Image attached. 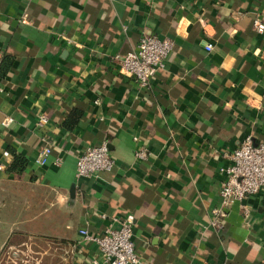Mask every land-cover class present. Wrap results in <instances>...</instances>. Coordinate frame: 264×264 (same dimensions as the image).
<instances>
[{"label":"crops","instance_id":"crops-1","mask_svg":"<svg viewBox=\"0 0 264 264\" xmlns=\"http://www.w3.org/2000/svg\"><path fill=\"white\" fill-rule=\"evenodd\" d=\"M256 19L264 0H0V69L13 62L0 73V264H95L99 247L79 231L102 235L116 215L133 216L151 264H264V189L212 225L229 154L247 136L264 142ZM147 33L174 48L141 89L116 56ZM103 142L114 169L78 180V156ZM48 145V164H36Z\"/></svg>","mask_w":264,"mask_h":264},{"label":"built area","instance_id":"built-area-1","mask_svg":"<svg viewBox=\"0 0 264 264\" xmlns=\"http://www.w3.org/2000/svg\"><path fill=\"white\" fill-rule=\"evenodd\" d=\"M262 26L264 22L260 19L254 21V27L260 33H264ZM66 39L73 43L69 38ZM173 48L172 39L147 33L141 37L135 50L116 56V60L122 75L133 78L141 89H149L152 78L166 67ZM212 48V44L207 46L208 50ZM49 121L46 114H41L37 125L44 127ZM12 122L13 118L8 117L4 124L9 125ZM150 153L148 148L139 146L135 151V157L140 161L147 160ZM51 154L52 148L48 145L36 158L35 163L47 165ZM228 157L231 163L220 170L225 176L220 189L221 205L214 209L212 216V225L218 229L223 228L228 210L235 202L257 195L264 189V142L256 143L252 136H247ZM55 163L60 166L62 160L57 158ZM115 163L109 142L88 146L77 158L76 178L80 180L84 177L97 176L102 172H110L114 169ZM2 168L3 164L0 163V169ZM243 212L249 217L251 211L249 207L243 205ZM103 217L108 218L106 214ZM134 225L133 216L116 215L112 217L111 224L102 235H95L88 228L80 229L79 233L84 241L98 245L102 259L94 260L95 264H151L143 261L136 250Z\"/></svg>","mask_w":264,"mask_h":264},{"label":"trees","instance_id":"trees-1","mask_svg":"<svg viewBox=\"0 0 264 264\" xmlns=\"http://www.w3.org/2000/svg\"><path fill=\"white\" fill-rule=\"evenodd\" d=\"M12 64H13L12 60L10 61L9 57L8 58L6 57L2 63L0 73L2 74V72L9 70ZM80 116H81V113H79L78 111H74L73 113H71L67 117L64 123L66 128L72 129L75 125H77V123L79 122ZM11 153L14 156V160L12 163V169L13 170L24 169L27 164V159L23 155L17 153L15 150H11Z\"/></svg>","mask_w":264,"mask_h":264},{"label":"clouds","instance_id":"clouds-1","mask_svg":"<svg viewBox=\"0 0 264 264\" xmlns=\"http://www.w3.org/2000/svg\"><path fill=\"white\" fill-rule=\"evenodd\" d=\"M5 27H7V25H5ZM262 29H264V26H262ZM6 157H8L9 158V161H10V159H11V157H10V154L9 153H7V152H5V154H4Z\"/></svg>","mask_w":264,"mask_h":264}]
</instances>
